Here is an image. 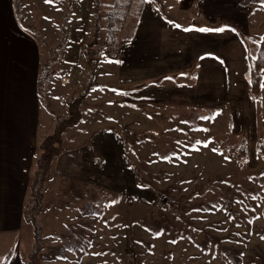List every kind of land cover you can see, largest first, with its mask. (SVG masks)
<instances>
[{"label": "rangeland", "instance_id": "1", "mask_svg": "<svg viewBox=\"0 0 264 264\" xmlns=\"http://www.w3.org/2000/svg\"><path fill=\"white\" fill-rule=\"evenodd\" d=\"M146 1L154 4L61 0V17H49L62 46L42 48L48 108L41 104L40 129L56 140L45 141L51 156L42 201L33 205L31 197L35 165L24 210L40 227L35 231L24 217L20 230L0 232L1 253H19L23 264H230V250L239 264H264V68L253 116L246 103L234 117L233 109L133 99L117 76L118 65ZM253 9L246 40L256 60L264 57V5L256 2ZM99 134L106 136L104 146L120 137L126 166L98 157L94 179L79 170L75 177L59 174L60 152L90 149ZM196 181L206 185V194L172 218L170 197L190 195ZM166 216L174 225H165Z\"/></svg>", "mask_w": 264, "mask_h": 264}, {"label": "crops", "instance_id": "2", "mask_svg": "<svg viewBox=\"0 0 264 264\" xmlns=\"http://www.w3.org/2000/svg\"><path fill=\"white\" fill-rule=\"evenodd\" d=\"M258 3L264 5V0ZM253 11V4L243 6L236 0L146 1L134 36L120 50V82L131 88L133 99L144 103L233 109L234 117L246 103L248 113L256 115L248 81V47L241 38L252 33ZM62 13L61 0L57 4L0 0V232L23 226L29 172L34 171L38 147L50 136L40 129L38 81L45 64L42 48L50 50L59 44V27L49 17ZM221 28L224 31H200ZM101 134L91 141L90 149L88 144L60 152L59 174L75 177L79 170L83 177L94 179L93 162L98 157L125 167L120 137L104 146L106 136ZM102 173L100 180L107 183ZM8 255V264H23L19 253L5 254V250L0 252V263Z\"/></svg>", "mask_w": 264, "mask_h": 264}, {"label": "trees", "instance_id": "3", "mask_svg": "<svg viewBox=\"0 0 264 264\" xmlns=\"http://www.w3.org/2000/svg\"><path fill=\"white\" fill-rule=\"evenodd\" d=\"M97 0H94V2H96ZM238 1L241 5L243 6H250L256 2H260V0H236ZM161 11L164 13V9L162 7H160ZM242 41L246 44V46L248 47V43L246 40V37L242 36ZM62 46V42L59 43L58 46H56L54 48V50H58L60 47ZM262 46V53H264V42L261 43ZM248 57H249V70H248V81L250 84V92L252 94V97L255 98L257 97L260 93H261V87H262V81H263V76L261 74L263 68H264V57H260L256 60H252L250 55H249V50H248ZM48 69L47 68H43L40 72V76H39V81H38V87H39V95H40V100L41 103L48 108V104H47V100H46V94L44 93V78L45 75L47 74ZM46 87V84H45ZM69 110L72 111V104L70 103V107ZM48 138H51L50 141L52 140H56L55 136H48ZM46 138L42 144L40 145L39 149V155H38V159L36 161V171H35V175H34V180L33 183L30 185L31 187V197H33L34 200V204L36 206H39L41 201H42V193L40 192V187H41V183L42 181H44V176H46V159L48 157L51 156V152H47L45 151V141L48 139ZM48 142V141H47ZM259 141L257 146L259 145ZM242 150V149H241ZM240 150V151H241ZM53 152V151H52ZM43 179V180H42ZM48 176L46 178V180H48ZM208 188H206V185L196 181L195 182V186L193 188V191L190 195H183L180 198H174V197H170L171 199L169 200V211L170 214H172V218H180L181 215H183V212L185 213L186 210V206L188 205V203L190 202V200L194 197H202L206 194ZM32 205V206H33ZM30 206V207H32ZM35 208V206L32 207V210ZM27 215V216H26ZM29 211L28 209L24 212V217L26 218L27 221L31 222L34 225V229L35 231H37L40 227V224L38 223L37 219H33L32 217L29 218ZM169 216L165 217V225L167 226H172L174 225L173 219ZM162 224H164L162 222ZM226 257L228 258L230 264H239V257L238 255H236L235 253H233L230 250H227V253L225 254ZM9 256L8 255L6 257V259L0 263V264H8L9 263Z\"/></svg>", "mask_w": 264, "mask_h": 264}, {"label": "snow or ice", "instance_id": "4", "mask_svg": "<svg viewBox=\"0 0 264 264\" xmlns=\"http://www.w3.org/2000/svg\"><path fill=\"white\" fill-rule=\"evenodd\" d=\"M200 31H224V29H201ZM262 239H264V237H262Z\"/></svg>", "mask_w": 264, "mask_h": 264}]
</instances>
